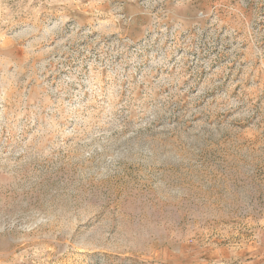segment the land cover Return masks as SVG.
<instances>
[{"label":"rangeland","instance_id":"obj_1","mask_svg":"<svg viewBox=\"0 0 264 264\" xmlns=\"http://www.w3.org/2000/svg\"><path fill=\"white\" fill-rule=\"evenodd\" d=\"M0 264H264V0H0Z\"/></svg>","mask_w":264,"mask_h":264}]
</instances>
